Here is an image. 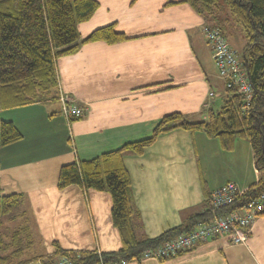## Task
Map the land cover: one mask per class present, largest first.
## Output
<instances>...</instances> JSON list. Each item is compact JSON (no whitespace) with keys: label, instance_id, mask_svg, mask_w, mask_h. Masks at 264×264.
Here are the masks:
<instances>
[{"label":"crops","instance_id":"crops-1","mask_svg":"<svg viewBox=\"0 0 264 264\" xmlns=\"http://www.w3.org/2000/svg\"><path fill=\"white\" fill-rule=\"evenodd\" d=\"M179 1L155 0L158 7L145 9L144 0H109L112 12L98 17L96 11L84 22L89 24L79 41L108 23L128 39L82 43L56 59L59 85L85 107L81 117L67 122L57 99L0 109L1 119L21 133L19 140L0 147V188L21 196V213L38 252L52 254L54 244L76 252L121 246L111 222L110 194L77 184L59 189L61 165L147 137L166 114L179 112L196 121L221 109L227 93L203 32L213 23ZM166 10L178 12L185 22ZM218 95L223 97L219 108ZM123 164L139 213L137 232L151 238L203 211L206 194L225 182L245 189L261 177L247 138L236 137L233 148L223 150L216 138L182 128L160 134L139 155L125 154ZM125 264H264V216L253 222L243 244L217 235L173 258Z\"/></svg>","mask_w":264,"mask_h":264},{"label":"trees","instance_id":"trees-1","mask_svg":"<svg viewBox=\"0 0 264 264\" xmlns=\"http://www.w3.org/2000/svg\"><path fill=\"white\" fill-rule=\"evenodd\" d=\"M191 10L215 22L219 28V11L226 7L244 31L245 43L240 58L253 87L251 107L247 113L239 108L238 96L229 91L218 112H208L207 120H188L179 112L164 115L147 137L126 142L98 156L61 165L57 187L77 184L82 189L106 191L111 196V222L119 232L121 246L116 251H72L57 244L52 254L39 255L27 224L15 230L8 241L0 238V264H27L38 257L45 264L67 257L70 264H117L139 261L143 252L158 247L210 218L206 208L185 222L169 228L156 237L137 232L138 210L133 204L129 173L123 164L127 153L139 155L157 136L174 128L202 131L216 138L223 150H231L236 137L249 140L255 168L261 172L257 182L243 189L234 204L240 208L264 193V0H180ZM98 0H0V109L57 99L58 76L55 61L73 53L80 44L105 41L115 43L128 39L114 23L90 30L79 41L78 25L88 21L99 8ZM218 8L219 11H218ZM217 21V22H216ZM228 42V41H227ZM21 133L13 122L0 117V147L17 141ZM21 201L15 193L4 194L0 188V216L10 213ZM137 221V223H136ZM137 224V226H136ZM26 252H29L27 254ZM25 255V257H23ZM161 258L159 261H163Z\"/></svg>","mask_w":264,"mask_h":264},{"label":"built area","instance_id":"built-area-1","mask_svg":"<svg viewBox=\"0 0 264 264\" xmlns=\"http://www.w3.org/2000/svg\"><path fill=\"white\" fill-rule=\"evenodd\" d=\"M203 32L225 90L229 91V97L238 96L240 110L247 113L251 107L253 87L241 58L219 28L205 26ZM213 96L214 93L209 92V97ZM57 100L60 102V112L67 122L83 115L85 107L78 105L75 99L61 88L59 80ZM242 191L243 189L239 188L234 181H227L219 188L210 191L207 202L211 215L207 221L199 223L188 233L180 234L158 247L144 251L140 260L151 258L159 261L161 258H173L191 250L197 242L217 235H225L229 244H243L253 222L258 217L264 216V193L246 202L240 208L228 211L227 208L234 204ZM44 259L35 258L27 264H45ZM126 262L121 261L120 264ZM52 264H70V260L63 256L57 258Z\"/></svg>","mask_w":264,"mask_h":264},{"label":"rangeland","instance_id":"rangeland-1","mask_svg":"<svg viewBox=\"0 0 264 264\" xmlns=\"http://www.w3.org/2000/svg\"><path fill=\"white\" fill-rule=\"evenodd\" d=\"M101 1V8L97 11V15L96 16H106L108 13L112 12V9H109L110 6V2H108L109 0H100ZM147 0H144L143 6L145 7V9H152L153 6L158 7L160 5V3L155 2V0L153 2H150L149 4L146 3ZM165 8V7H164ZM220 8H218L219 11ZM165 14H167L169 17L173 14L178 20H181L183 22H185V19L176 11H170V10H166ZM219 15L221 16V18L226 19L224 21H222L223 24V32L224 33V37L226 38V40L228 41V43L237 51V54L240 56L241 54V46L242 43L245 42V37H244V31L242 29V27L236 22V20L234 19V17L230 14V12L228 11V9L226 7H222L221 11H219ZM195 16L199 17V18H203V20L210 22V23H215V22H211L209 21L205 16L199 15V14H195ZM94 20V19H92ZM96 20V19H95ZM94 20V21H95ZM91 21V22H94ZM161 23V22H160ZM89 24V23H88ZM88 24H79L78 26V30L80 33H82L83 31H85L86 27L88 26ZM176 25V24H172V23H167V25ZM165 24H158L157 27H161ZM155 27V26H153ZM147 29V28H145ZM215 106L217 108H219L221 106L223 97L221 95H218L217 97H215ZM24 208L23 206H20L19 204L17 206H15L12 211L10 213L4 214L0 216V238L2 240V242H6L9 240V238L11 237L12 233L17 230L18 228L22 227L23 225L26 224V217L24 215H22V210ZM245 243V242H244ZM31 252V256L34 254L39 255L40 252ZM27 254H29V252H26ZM23 257H25V255H23ZM41 257V256H40ZM37 258H39L37 256ZM43 258V257H41ZM12 264V263H10Z\"/></svg>","mask_w":264,"mask_h":264}]
</instances>
